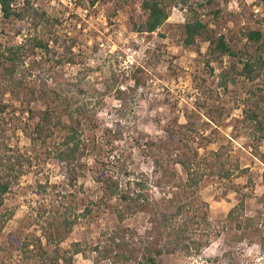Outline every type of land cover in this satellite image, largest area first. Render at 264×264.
Masks as SVG:
<instances>
[{
	"label": "rangeland",
	"instance_id": "obj_1",
	"mask_svg": "<svg viewBox=\"0 0 264 264\" xmlns=\"http://www.w3.org/2000/svg\"><path fill=\"white\" fill-rule=\"evenodd\" d=\"M27 1L13 2L17 11L25 6L22 19L0 21V43L25 42L28 50L19 70L20 86L7 83L0 64V154L5 168L14 163L13 183L0 206V264H35L21 256L12 238H31L46 220L64 215L75 224L61 247L74 240L88 247L84 256L76 255V264H92V246L105 242L112 231L141 234L148 225L144 212L118 221L108 205H101L88 216L81 215L100 194L96 176L114 170L108 163L112 155L122 154L128 170L148 178V191L159 197L169 196L173 182L185 177L175 160L196 152V170L205 175L194 196L213 222L224 218L240 198L247 207L259 205L264 138L257 142L244 110L255 104L253 92L264 84V75L249 80L237 73V58H211L204 38L193 46L182 44L174 24L192 13L176 0L169 6L166 23L154 32L134 31L131 16L136 8L117 0ZM32 9L45 11L50 24L35 27ZM196 10L211 33L230 40L241 59L256 53L240 37V29L248 25L264 32V0H214ZM33 37L47 42V47H33ZM233 63L232 78L222 79L221 68ZM134 75L140 78L137 87ZM41 87L69 96L73 107L82 110L79 124L88 150L72 185L65 167L49 154L57 135L44 141L26 133L45 108L37 95ZM258 110L264 118V104ZM217 150L226 166L238 164L247 168L245 173L227 179L208 176L203 158L210 159ZM158 177L163 179L159 186ZM8 212L12 216L6 219ZM54 249L48 246L50 252ZM158 264H264V250L222 234L200 256L176 252L160 256Z\"/></svg>",
	"mask_w": 264,
	"mask_h": 264
},
{
	"label": "trees",
	"instance_id": "obj_2",
	"mask_svg": "<svg viewBox=\"0 0 264 264\" xmlns=\"http://www.w3.org/2000/svg\"><path fill=\"white\" fill-rule=\"evenodd\" d=\"M14 1L0 0V21L11 17L21 19L24 17L25 6L17 11L13 6ZM22 1L28 3L27 0ZM83 1L78 0V3ZM94 1L89 0V3L93 4ZM117 1L134 10L136 8V11L138 7V11L131 16L134 31L154 32L166 23L169 6L174 0ZM176 1L192 13L183 22L174 24L178 39L182 44L193 46L197 39L204 38L207 42V54L211 58L219 59L224 56L237 58L240 63L237 73L243 74L249 80L264 75V32L248 25L240 29V37L252 44L256 52L246 56L245 60L241 59L230 40L224 34L211 33L207 23L197 14L196 7L203 9L211 5L214 0ZM29 14L35 27L46 26L51 22V17L43 10L32 9ZM31 41L33 47L46 48L48 45L38 37L31 38ZM26 57H28V50L25 42L9 45L0 43L3 78L11 86L18 87L22 84V73L19 70L24 66ZM137 69L139 70L138 67ZM234 69V63L229 67L221 68V78L230 80ZM139 83L140 78L134 75L133 85L137 87ZM224 83L226 85V82ZM37 95L45 108L39 113L31 132L26 130V133L33 140H44L48 136L57 135L49 154L65 167V176L72 185L75 181V169L80 165L81 159L88 150L87 141L83 137L79 124V115L82 110L79 107H73L69 96L53 88L41 87ZM253 95L255 104L245 108L244 119L252 125V133L259 142L264 138L263 113L258 110L260 105L264 104V84L256 87ZM116 133L121 134L119 130ZM254 147L258 149V145ZM262 152L264 153V150ZM195 157L196 152L191 157L184 154L175 160V163L181 166L185 177L173 182L174 186L169 196L164 194L156 197L148 191V178L134 176V172H130L125 165V158L122 154L112 155V160L108 163L114 170L112 173L102 171L96 176L100 185V194L95 200L85 205L81 215L86 217L92 213L93 207L108 205L118 221H123L130 214L144 212L147 214L148 225L138 236H127L124 232L112 231L105 242H98L92 246L91 251L94 252L91 256L92 264L130 262L158 264L160 256L176 252L188 256H200L203 250L211 244L212 239L219 238L222 234H229L234 242L254 243L264 250V169L260 175L263 191L257 198L259 205L256 208L247 207L245 200L240 198L228 209L224 218L213 222L209 219L208 212L196 202L194 196L199 182L205 175L196 170ZM259 159L264 164V154H260ZM203 160L208 162L207 175H215L220 179L241 175L247 169L246 167L240 168L238 164L232 167L226 166L218 150L212 151L210 159L205 156ZM17 162L21 164L19 160ZM4 166L5 163L0 154V206L13 183L11 171L14 163L7 165L6 168ZM161 180H163L162 177L157 178V186L160 185ZM112 200L114 203L111 202ZM11 216L12 212H8L4 218L9 219ZM74 224L75 222L65 215L63 218H52V220H46L37 235L31 238L25 236L22 241L16 238L12 240L21 256L35 264H76V255L84 256L88 247L81 240L71 241L67 246L61 247ZM50 245L55 248L53 252L48 250ZM217 258L216 256L215 259Z\"/></svg>",
	"mask_w": 264,
	"mask_h": 264
}]
</instances>
